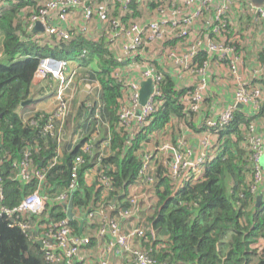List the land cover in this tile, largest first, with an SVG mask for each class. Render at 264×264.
I'll list each match as a JSON object with an SVG mask.
<instances>
[{
  "label": "built area",
  "instance_id": "1",
  "mask_svg": "<svg viewBox=\"0 0 264 264\" xmlns=\"http://www.w3.org/2000/svg\"><path fill=\"white\" fill-rule=\"evenodd\" d=\"M9 1L23 4L19 15L28 27L35 23L41 25L43 33L29 38L38 47L46 44L45 39L49 46L51 41L59 44L82 39L103 47L106 53L101 62L112 61L111 78H115L112 75L115 70L117 72L118 79H112L120 93L116 98L120 129L135 134L150 124L152 115L164 102L161 86L169 79L178 94V104L184 113L182 119L192 123L186 130L200 135L196 148L189 147L183 139H178L175 147H163L171 151L163 176L169 179L173 194L186 184L194 185L201 179L206 166L219 153V132L229 125L236 111L254 117L251 125L242 128V132H247L244 140L251 164L250 171L246 172L249 179H245L255 200L260 195L261 203L264 201V0ZM7 4L8 0H0V8ZM88 55L89 52L83 49L74 60L50 56L36 58L38 64L32 81L39 86L56 83L52 95L54 111L49 116L41 114L30 119L28 125L39 127L42 135L50 137L56 147L63 137L73 100L67 91L81 76V70H85L80 61L86 60ZM2 57L1 48L0 59ZM125 72L133 73V76H122ZM84 74L79 81L83 82L84 77L89 76ZM147 80L151 81V93L140 106V85ZM92 83L90 90L100 93L99 83ZM100 105V102L85 105L87 119L92 115L100 120ZM238 105L243 108L238 109ZM45 116L46 123L39 126ZM174 119L177 117L171 118L170 123ZM76 132L79 139L81 128L78 127ZM151 134L140 142L141 146ZM175 135L178 136L177 131ZM90 148L91 145L85 143L81 151L90 154ZM155 151L143 150L142 166L132 184L134 190L124 199L127 207L115 204L116 199L107 208H100L97 203L95 209L73 212L72 206V220L80 222V234L77 235L69 224L72 220L66 216L46 223L41 215L51 202L62 205L66 213L70 196L76 191L82 157L77 156L73 161L67 191L50 199L40 188L46 171L56 164V156L47 169H41L34 166L30 150H24L22 160L11 164L15 179H35L37 189L14 208L1 206L0 214L17 225L31 243H40L42 257L49 264H84L85 253L95 243L99 264H113L110 261L112 253L118 258H131L133 264H164L157 262L146 247L133 241L141 240L156 250L163 248L154 245L155 237L145 238V233L151 231L147 218L153 214L157 203ZM1 166L0 160V169ZM98 168L99 164L93 167V183L97 182L102 188L104 199L112 190L111 181ZM139 188H147V192L138 196ZM2 199L0 189V201ZM142 201L147 208L143 224L138 222L128 229L124 222L131 218ZM38 217L39 223L36 222Z\"/></svg>",
  "mask_w": 264,
  "mask_h": 264
},
{
  "label": "trees",
  "instance_id": "2",
  "mask_svg": "<svg viewBox=\"0 0 264 264\" xmlns=\"http://www.w3.org/2000/svg\"><path fill=\"white\" fill-rule=\"evenodd\" d=\"M32 4V3H29ZM23 4L8 0V6L0 11V32L3 35V57L0 59V169L2 191L1 206L11 209L32 195L37 189L35 179L23 181L15 179V170L11 164L22 160V152L30 150V159L35 167L47 169L56 156V144L48 136H43L39 127L33 128L23 123L16 110L29 99L32 76L37 67V57L50 56L59 59L74 60L83 49L89 52L84 66H94L89 76L100 85V120L91 115V131L96 132L97 125L100 141L112 151V156L100 157L97 146L91 145L90 154H83L81 147L89 137L82 139L63 161L50 166L41 184L42 194L50 199L64 193L73 168V161L81 156L83 164L78 171L76 191L73 193V212L95 209L115 204L127 207L124 199L135 182L142 166L143 146L140 142L146 135L162 130L171 118L183 117L178 104V94L173 84L165 79L162 86L163 104L151 117L147 127L137 133L118 127L116 98L119 90L108 77V65L103 62L106 52L101 46H95L82 39L72 40L67 46L60 45L48 50L37 47L29 41L30 36L24 30L19 31L14 22L20 17ZM21 27L25 22L22 19ZM25 40H21L22 37ZM58 48V50H57ZM94 73L93 76L91 73ZM96 104V103H95ZM97 105V104H96ZM254 117L244 116L241 111L234 113L233 120L218 134L220 149L217 156L206 166L201 179L194 185L186 184L177 193L161 168H157L155 199L157 203L153 214L147 218L151 231L145 238L155 237L154 245L163 248L156 250L147 247L150 255L159 263L176 264H264V201L255 207V198L249 192L246 172L250 171V153L244 140L243 127L251 125ZM47 116L39 126L46 123ZM86 124V123H85ZM84 124V125H85ZM87 130H90L87 129ZM83 132L85 128L83 126ZM145 150V149H144ZM147 151V150H146ZM99 164L98 171L111 181L112 190L102 199V188L97 182L87 186L85 175ZM242 196V197H240ZM46 223L65 218L62 205L51 202L41 215ZM32 220H35L32 217ZM38 217L36 221L39 223ZM80 222H69L74 233L80 234ZM95 224L92 225L94 227ZM148 229V227H147ZM226 239L223 254L218 251L222 240ZM262 242L261 245L258 243ZM0 264H49L42 257L40 247L31 243L17 225L0 214Z\"/></svg>",
  "mask_w": 264,
  "mask_h": 264
},
{
  "label": "crops",
  "instance_id": "3",
  "mask_svg": "<svg viewBox=\"0 0 264 264\" xmlns=\"http://www.w3.org/2000/svg\"><path fill=\"white\" fill-rule=\"evenodd\" d=\"M6 6H8V4ZM2 8H0V11L2 10ZM14 23L16 24L14 26L17 29V32H16L17 34L20 33L19 31L24 30L26 32V35H29V36L34 35L30 33L31 27H28L26 24H23L25 26L21 27L20 23H22V17H19ZM18 25L20 27L19 29L21 30L18 29ZM36 34H39V33H36ZM21 40L23 41L25 40V38L22 37ZM0 42L3 43L2 32L0 33ZM45 42L46 44L41 47H45L48 50L56 49V47L60 48V45H63V46L68 45V42L55 44L53 41H51V46H49L47 45L48 40L45 39ZM0 47H1V44H0ZM105 62H110V64L108 65L107 77L116 85L114 81L116 80V78L118 79L116 70L112 75L115 77V78L112 77L114 80L110 76V73H111L110 67L113 65V63L111 60H106ZM84 67H85V70H81L82 74L87 73L91 69L94 68L93 65H87ZM128 74L130 76H133V73H129V72L123 73L122 76L128 75ZM94 81L96 80L92 79L90 76H88L87 78L84 77V81L82 82L83 83L82 87L73 85L67 91V93L72 95L73 97V104L71 102L70 106H72V108L64 124V134H63V137L59 145L56 148V164L58 165L63 161L65 155H67L69 151L75 148V146L79 144V142L82 139H85L87 137H89V139L87 140L89 144L94 145V147L97 146L96 152L100 154L101 158L103 157L106 158V157H109L110 155L112 156V151L110 150V148H108L107 143L103 145L102 142L100 141L101 135L98 131V127H97L96 132L91 131L92 129L91 128L92 126L90 127L91 120L87 119V114L85 112L86 104H95V103L98 104L99 102V94H100L99 91H94L92 89L90 90V88L93 85L92 82ZM51 84H52V88H50ZM55 87H56L55 82L54 84L51 82H48L47 85L41 84L39 86L32 81L31 87H30L29 99L25 103L21 104L20 107H18V109L16 110L19 118H21L23 123H27L30 119L37 117L41 114L49 116L53 113L54 102H53L52 95H53V92L55 91ZM83 126L85 128V133L83 132ZM78 127H80L82 130V135L79 139L77 138V135H76L77 133L76 130ZM170 127L171 125L169 122L167 123V125L164 126L162 130L152 133L150 138L147 139L145 143L143 144V150L144 149L149 150V151L156 150L155 155L157 157V163H158L157 168H161L162 173L164 172L166 168L167 162L170 159V154H171V151L165 150L163 149V147L164 146L175 147L177 140L180 139L179 136L175 135V132L173 133H171L170 131L168 133L166 132L168 129H170ZM89 128L90 130H87ZM188 130H185L186 133H188ZM162 134L165 136H162V139H161ZM188 137L189 138H187V141H186L188 146L192 148H196L200 141V135L192 131L191 133H188ZM94 179H95L94 170H90L85 175L84 183L87 186H91ZM260 188L262 189L263 187L260 186ZM133 190L134 189L132 186L129 188L128 193L131 194ZM137 192H138L137 193L138 196L141 194L143 195V193L147 192V188L145 189L139 188ZM151 204H154V203L151 202ZM146 211H147V208L144 206L143 201L141 203H138L135 209V212L131 215V218L127 222H124L125 226L128 229H131L135 227V224L138 225V222H141L143 224L144 217L146 216ZM133 241L134 243H137L140 246H143L146 248L148 247V245L141 240L139 241L137 239H134ZM258 244L261 245L262 242ZM98 253L99 251L97 248V243H95L94 246L91 247L90 250L85 253L84 264H99L98 262L100 259H99ZM110 257H111L110 261L113 264H133L131 258H118L114 253H112Z\"/></svg>",
  "mask_w": 264,
  "mask_h": 264
},
{
  "label": "water",
  "instance_id": "4",
  "mask_svg": "<svg viewBox=\"0 0 264 264\" xmlns=\"http://www.w3.org/2000/svg\"><path fill=\"white\" fill-rule=\"evenodd\" d=\"M30 33L31 34L43 33V29L39 23H35L31 27ZM150 93H151V81L147 80V81L141 83L140 90H139V100H138L140 106H143L146 103L147 98L150 95ZM237 108L242 109L243 107L241 105H238ZM115 199L116 198H114V200ZM261 200H262V198L260 195L256 197L255 207L260 206ZM72 206H73V197L70 196V199L66 205V213H65V216L68 220H72V218H73ZM38 245L40 246V243H38Z\"/></svg>",
  "mask_w": 264,
  "mask_h": 264
},
{
  "label": "rangeland",
  "instance_id": "5",
  "mask_svg": "<svg viewBox=\"0 0 264 264\" xmlns=\"http://www.w3.org/2000/svg\"><path fill=\"white\" fill-rule=\"evenodd\" d=\"M90 65H92V64H90ZM92 74V76H93V72L91 73ZM81 76L77 79V81H76V83L75 84H73V85H77V86H83V83L81 82V81H79L80 79H82L83 78V75L84 74H80ZM72 85V86H73ZM70 95V94H69ZM72 104H73V100H72ZM71 108H72V106H70V112H71ZM170 125H171V127H170V129H168L166 132L168 133L169 131L171 132V133H173V132H175V131H177V133H178V136L180 137V139H183V141L185 142V140L187 141V138H189L188 137V133H186V129L187 128H190V127H192V123H189V121L188 120H184V119H182V118H177V119H174V121L172 122V123H170ZM164 134V133H163ZM161 135V139H162V136H165V135ZM162 142V141H161ZM246 179H249V178H247V176H246ZM245 182H247V181H245ZM248 183V182H247ZM114 203V202H113ZM113 207H115L114 205H113ZM225 244H226V239H223L222 240V243L219 245V247H218V251H219V253L220 254H223V252H224V250H225Z\"/></svg>",
  "mask_w": 264,
  "mask_h": 264
}]
</instances>
